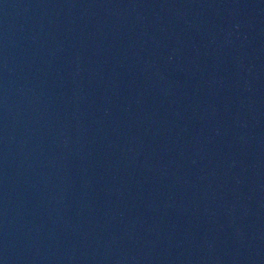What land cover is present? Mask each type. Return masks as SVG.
<instances>
[{"label":"water","instance_id":"1","mask_svg":"<svg viewBox=\"0 0 264 264\" xmlns=\"http://www.w3.org/2000/svg\"><path fill=\"white\" fill-rule=\"evenodd\" d=\"M0 264H264V0H0Z\"/></svg>","mask_w":264,"mask_h":264}]
</instances>
